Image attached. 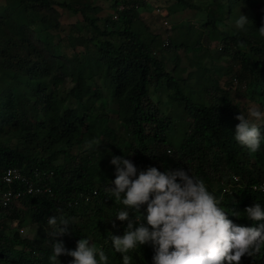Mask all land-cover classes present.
Here are the masks:
<instances>
[{
    "label": "trees",
    "instance_id": "1",
    "mask_svg": "<svg viewBox=\"0 0 264 264\" xmlns=\"http://www.w3.org/2000/svg\"><path fill=\"white\" fill-rule=\"evenodd\" d=\"M14 1L15 5L0 10V77L9 97L5 106L0 105V123L11 128L8 131L0 125V193L8 187L26 188L19 181L4 183L3 175L10 167L20 168L42 191L22 197L23 212L14 204L0 212V264H51L53 241L43 229L49 227L48 218L54 215L74 218L71 233L57 237L67 248L74 249L78 239L88 236L106 253L108 264H122L123 254L113 249L108 238L111 223L117 220L115 213L125 207L108 196L105 187L115 179L109 170L113 155L125 156L140 169L153 165L162 171L190 168L221 198V207L235 223H260L249 220L244 210L254 203L264 206V191L254 188L264 177V141L253 153L235 140L236 117L242 111L232 101L229 89L216 86L222 92L219 95L207 90L210 101L201 102L198 92L154 55L160 41L149 35L145 39L133 30L139 9L120 12L118 19L110 15L101 29L97 24L100 18L91 13L97 8L90 0L81 6L55 0ZM176 3L197 7L189 0ZM57 5L81 13L93 29L91 36L75 35L82 49L71 58L64 57L62 41L54 38L61 28ZM241 13L250 19L247 31L235 27ZM205 17L204 40L223 42L224 52L240 64V72L233 78L245 82L249 97L264 108V35L259 29L264 27V0H216V7L210 5ZM118 20H123V30L107 28ZM165 31L168 35L161 39L164 49L176 38L171 34L173 25L171 31ZM173 45L174 49L181 46L178 42ZM202 46V40H197L195 48ZM66 77L75 85L64 94L60 87ZM96 77L124 126L111 136L107 134L110 115L100 85L89 86ZM160 85L179 107L176 115L165 114L153 99L150 87L158 90ZM93 91L96 101L89 99ZM72 98L74 107L68 106ZM25 218L39 225L34 238L8 224ZM126 224L118 220L111 233L122 235ZM125 254L131 264H152L154 250L144 244ZM72 259L61 254L56 264H69ZM239 264H264V246L242 256Z\"/></svg>",
    "mask_w": 264,
    "mask_h": 264
},
{
    "label": "clouds",
    "instance_id": "2",
    "mask_svg": "<svg viewBox=\"0 0 264 264\" xmlns=\"http://www.w3.org/2000/svg\"><path fill=\"white\" fill-rule=\"evenodd\" d=\"M249 21L241 13L235 19L236 29L247 31ZM259 29L264 35V27ZM236 119L235 140L257 152L264 141V125L257 121L264 119V112L251 106L247 115L240 112ZM110 163L115 166V179L107 186L108 196L125 206L114 217L127 224L122 235L109 232L108 238L113 249L123 254L122 264H131L125 253L144 244L154 250L152 264H239L242 256L264 246V206L260 203L244 210L249 220L260 223L237 224L221 207V198L190 168L162 171L153 165L140 169L122 155H113ZM259 190L264 191V184ZM234 215L240 216L239 212ZM47 223L46 232L53 241L51 264H56L61 254L73 258L69 264H108L106 253L88 236L78 239L74 249L57 239L71 233L74 218L54 215Z\"/></svg>",
    "mask_w": 264,
    "mask_h": 264
},
{
    "label": "rangeland",
    "instance_id": "3",
    "mask_svg": "<svg viewBox=\"0 0 264 264\" xmlns=\"http://www.w3.org/2000/svg\"><path fill=\"white\" fill-rule=\"evenodd\" d=\"M55 1L65 3L71 2L72 4L81 6V4L86 0ZM90 1L92 2V6L97 8V10L91 11V13L93 14L94 12L95 15L100 18L97 24L101 29H104V27H106L104 26L106 18L116 11V5L114 4L116 0ZM120 1L124 2L123 0H119V3H121ZM151 1L152 0H147L143 3L148 4L149 7L142 8V5L139 6L138 9L140 14L133 22L132 28L145 39H148L150 36L154 37L155 40L160 41V45L154 47V55L161 58L166 63L167 69L172 71L173 75L185 79L184 81L187 86H190V88L198 92L196 97L200 99L201 102H209L211 95L221 94L222 92L220 89H215V87L218 86L224 89H229V95L232 101L240 105V109L243 114L247 115L248 109L251 106H257L262 110V112H264V108L260 107L259 102H257L256 99H251L247 94L245 82L243 83V81H240L239 78H233L238 72H240V64L238 60L234 59L229 53L224 52L223 42H220L219 40L207 42L201 35L202 24H204L206 19V10L210 5H213L215 8L216 0H189L192 5L197 6L196 8L176 3V0ZM15 3L16 2L14 0H0V10H3L8 6L10 7L15 5ZM157 5L166 8L168 15L171 13V17L170 19L168 18V20L173 25V31L171 34L176 37L175 41H171V45L166 49H164L163 46L161 47V39L163 41V38H165L168 34L166 33L167 31H165L166 28L163 23V17L159 15L160 13L158 14L156 12L155 7ZM56 7L61 13V28L60 30L55 31L54 38L57 42L62 41L61 44L64 57L71 58L76 50L82 49L80 40L75 35L88 37L92 35L93 29L88 25L81 13H75L72 9L58 5ZM155 13L157 15H155ZM159 16H161V21ZM175 25L176 30L174 29ZM107 28L123 30V20H118L115 24L108 23ZM197 40H202L203 46L201 48H195ZM164 41L166 40L164 39ZM174 42H178L181 46L178 49H174ZM22 54H26V51H22ZM3 82L4 78L1 76L0 105L5 106V100L9 99V97L7 95V88L3 87ZM96 84L100 85L103 93L102 101L110 115L107 134L108 136H111L114 130L124 129V126L118 117L116 105L113 101L106 98L107 90L103 87L100 77H96V79L89 81L90 87H94ZM74 85L75 84L71 81V78L66 77L60 87V92L65 94L66 92H69ZM163 85H165V82ZM230 85L231 87L229 88ZM150 89L153 99L155 102L160 103V107L165 114L171 116L177 114L179 107L177 108L176 104L172 101V96H168V91H166L165 86L160 85L158 90H156V87L151 86ZM207 90L211 95L207 94ZM89 97L91 101H96L94 91ZM70 105L73 107L76 105V100L74 98L68 102V106ZM257 123L264 124V119L257 121ZM0 125L6 129L9 127V125L3 121ZM176 130L178 131L179 136V130L177 128ZM8 131H11V128H8ZM172 132H174V130H172ZM100 138H102V135ZM62 159L63 158L61 157L59 161H62ZM109 170H111V173H115V166L111 164V168ZM111 181L112 180L105 183L106 188L107 186H112ZM20 203H15L14 205L17 206L18 210L23 212L24 207ZM117 223L118 220L111 223L108 232H112L117 226ZM8 224L11 227L13 226V230H19V233L31 238H34L36 232L39 230V225L31 222L29 218H25V220L21 223H18V220H16L15 222L9 221ZM43 230L47 234L46 231L49 230V227H46Z\"/></svg>",
    "mask_w": 264,
    "mask_h": 264
},
{
    "label": "built area",
    "instance_id": "4",
    "mask_svg": "<svg viewBox=\"0 0 264 264\" xmlns=\"http://www.w3.org/2000/svg\"><path fill=\"white\" fill-rule=\"evenodd\" d=\"M137 1V2H136ZM147 0H127L125 2H121L116 6V11L113 12V19H118L120 12H123L128 9H138L139 3H145ZM155 1V0H152ZM151 1V2H152ZM135 2V3H134ZM156 12L161 15L164 19L163 23L168 29V31H171L172 24L168 20V11L163 6L157 5L155 7ZM167 43V40H166ZM3 181L4 183L8 185L16 184L17 181L22 182L25 184L26 188L25 190H14L12 187H8L7 190L0 193V212L6 209L9 205L20 203L22 200V197L26 194H34L42 191L40 188H36L34 182L29 178L20 168L17 167H10L8 168L4 175H3ZM264 184V179L258 184L255 185L254 188L259 190V186Z\"/></svg>",
    "mask_w": 264,
    "mask_h": 264
}]
</instances>
